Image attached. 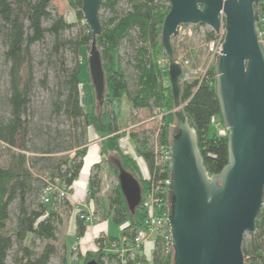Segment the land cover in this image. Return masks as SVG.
<instances>
[{
  "label": "trees",
  "instance_id": "16d2710c",
  "mask_svg": "<svg viewBox=\"0 0 264 264\" xmlns=\"http://www.w3.org/2000/svg\"><path fill=\"white\" fill-rule=\"evenodd\" d=\"M67 1L75 12V23H68L63 15L53 13L51 0H0V43L8 78L7 114H0V152L6 157L5 164H0V264H7L14 246V264H49L56 254L59 217L55 205L67 202L53 195L51 202L45 204L42 193L55 179L69 192L83 166L89 128L101 139L102 164L106 162L118 174L114 163L118 160L139 182L141 194L145 193L148 183L142 179L134 159L120 149L123 134L119 118L111 110L115 100L125 94L133 110H151L153 117L156 113L162 114V121L149 138L153 139L159 129L158 142L166 148L170 146L175 125L174 103L167 64L165 58L160 59L162 25L170 6L162 0H125L128 9L118 13L121 0L100 1L99 11L111 14L107 19L99 15L101 34L96 39L104 72V93L101 105L95 99L85 109L80 100V75L84 68L80 57L83 51L89 50L92 34L84 24L82 0ZM257 11L260 16L257 27L264 33V0ZM76 25L79 26L77 33L66 36ZM214 37L212 31L204 33L205 42ZM125 41L131 46L132 55L123 62L121 48ZM37 44H46L39 60L31 52ZM65 54L71 57L69 63ZM85 64L90 77L88 60ZM36 65L52 72L48 115L38 121L28 115ZM209 75L201 84L184 83L180 101L186 102L183 110L196 132L204 167L210 175H215L228 164V142L227 136H219L216 131L209 135L211 118L217 116L222 121L213 69ZM48 80V73H44L37 83L48 89ZM59 117L66 120V130L54 123ZM131 138L151 175L159 177L153 161L152 139L148 141L137 135ZM102 173L101 164L92 167L89 197L96 203L100 200ZM106 204L107 216L116 224L127 225L121 234L131 236L133 231L125 232L126 229L143 225L144 211L139 206L133 214L129 212L119 184L113 188ZM86 230V223L77 216L76 239L82 238ZM245 238L246 235L242 243L244 263L264 264V193L256 234ZM96 245L98 250L85 254V260H95L97 264L112 261L121 264L123 260L125 264H173V256L165 257L159 246L150 260L141 253L133 260L127 257L122 260L115 254L102 252L108 246L104 238L98 239ZM62 263L68 264L66 257Z\"/></svg>",
  "mask_w": 264,
  "mask_h": 264
},
{
  "label": "water",
  "instance_id": "95a60500",
  "mask_svg": "<svg viewBox=\"0 0 264 264\" xmlns=\"http://www.w3.org/2000/svg\"><path fill=\"white\" fill-rule=\"evenodd\" d=\"M101 0H82L92 34L88 69L95 99L102 103L104 72L96 39ZM161 31L175 125L170 138L169 225L173 264H245L242 243L256 234L264 193V44L257 24L261 0H168ZM225 38L214 65L215 92L228 131V164L219 174L204 167L197 135L181 108V67L172 40L180 25H202ZM118 184L127 209L140 206L139 182L119 161ZM86 264H97L95 260Z\"/></svg>",
  "mask_w": 264,
  "mask_h": 264
},
{
  "label": "rangeland",
  "instance_id": "374dc122",
  "mask_svg": "<svg viewBox=\"0 0 264 264\" xmlns=\"http://www.w3.org/2000/svg\"><path fill=\"white\" fill-rule=\"evenodd\" d=\"M51 10L53 13H57L60 15H63L65 20L68 23H75V12L73 8L69 5L67 0H51ZM128 9V4L125 0H121L117 6V12L122 13ZM99 15L103 19L109 18L111 15L108 11L100 10ZM222 24H224V18L221 20ZM79 29V26L76 25L72 30L66 33V36H74ZM210 30L208 27H200V26H189L186 28H183V31H186L187 33H190L189 37L183 38L184 40H172V47L174 51L175 60L181 64L182 60L188 59L191 63L192 69L198 70V74L195 75V77L192 79L193 82L197 81L199 75L203 72H206L208 70L214 71V65L216 63V59L211 58V53L206 48V43L204 40V33L206 31ZM46 44H37L31 48L32 55L35 60H39L41 55L45 52ZM89 50H85L82 52L80 60L84 63V68L80 75V83L84 82L85 78H87L90 87H91V95H92V102L94 103L95 97H94V90L91 84V80L88 74V71L86 69L85 61L88 60ZM121 55L123 57V62L127 61V58L132 55V49L128 42H124L121 48ZM70 55L65 54V60L66 62H70ZM167 64L166 56L163 52V56H160V59H164ZM35 73V85L31 91V104L28 109V115L34 116L35 119L38 121L40 117H47L48 115V109H49V101L51 97V88H52V72L50 70H46L44 66L36 65L34 68ZM44 73H48L49 80H48V89H43L39 86L37 83L44 75ZM191 80V81H192ZM8 78H7V66L4 63L3 60V47L0 43V114L6 115L7 113V106H6V100L5 97L7 95L8 90ZM190 81V82H191ZM181 85L184 84V82H181ZM82 97V96H81ZM120 100L122 101L121 107L119 109V104L116 102L111 106V110L116 114L119 118V126H120V132H123L125 129L126 132H123V136L126 137L128 134V139L131 141L132 145H134L135 148V141L131 138L132 135H137V137L143 139H148V141H151V137L149 138V134H152L151 132L156 130V127L159 126V119H153V113L151 110L141 109V110H133L129 104V101L124 94ZM90 103L87 102L86 99H84V108H90ZM174 111V110H172ZM120 113V114H119ZM162 121V120H161ZM54 123L58 124L59 129L66 130L67 129V122L63 117H59V119L55 120ZM93 131V130H92ZM214 128L213 126L209 127V135L213 134ZM93 136L98 137L97 134H94ZM127 139V140H128ZM136 149V148H135ZM0 151H2L0 149ZM131 157V156H130ZM116 158V157H115ZM132 158V157H131ZM133 159V158H132ZM6 157L2 155L0 152V164H5ZM118 161V160H116ZM103 174H105V183L104 188H102V191L100 194L101 201H107L109 195H111V192L113 188L118 184L117 179V170L114 172L113 168H109L107 163H103ZM103 180V178H102ZM58 205H60L61 209L57 208L58 217H59V226H58V232H57V252L52 258L50 259L49 264H63L62 258L66 257L68 264H86L88 261H91V259H84L85 254L89 252H96L98 250V246L96 245V241L98 239L104 238L108 242V246L102 250V252L107 254H115L116 257L122 258L121 255L122 252L115 251L111 248L112 244L116 242V238H119L121 236V227L122 224H116L114 223L110 217L107 216V210L103 208L99 203L94 204V222H106L108 220V230L104 233H100L94 240L93 245L89 250H81L79 240H75V243L71 246L67 245L68 240V222L70 219V207L68 204H62V202H59ZM50 207L47 205V209ZM13 221V218H12ZM126 224V223H125ZM114 238V239H113ZM248 239V234H246V238ZM28 243V241L26 242ZM77 243V244H76ZM39 246V245H38ZM16 250V246L12 248V250L9 252L7 257V264H14L13 263V255ZM38 250V248L36 249ZM128 259H130L128 257ZM131 260V259H130ZM124 264V260L122 261ZM106 264H119L117 261L112 262H106Z\"/></svg>",
  "mask_w": 264,
  "mask_h": 264
},
{
  "label": "built area",
  "instance_id": "2783aa9c",
  "mask_svg": "<svg viewBox=\"0 0 264 264\" xmlns=\"http://www.w3.org/2000/svg\"><path fill=\"white\" fill-rule=\"evenodd\" d=\"M164 3L169 5L168 0H162ZM191 26L202 25H180L177 29V35L173 40L183 41L185 37H189L190 33L183 31V28ZM211 31V30H209ZM213 32V31H212ZM214 33V32H213ZM262 40H264V33H260ZM214 38L206 43V48L211 53L212 59H217L222 50V43L225 38L224 24L221 22L220 30L214 33ZM181 78L180 81L184 83H193V78L198 74V70L192 69L191 63L188 59L182 60L181 64ZM201 71V70H200ZM210 70L203 72L199 75L197 81L198 84L208 80L210 78ZM215 75V73H214ZM193 79V80H192ZM192 80V81H191ZM191 81V82H190ZM185 103H181V108L185 106ZM153 119L162 120V114L156 113ZM210 126H213L214 131L219 136H227L228 131L224 127L222 121L217 117L213 116L210 120ZM159 129H157L154 138L151 142L153 161L155 166L158 168L159 177L151 175L144 159L137 155L134 158L136 165L138 166L139 172L143 180L148 185L145 193L141 194L140 206L144 211L143 225L136 229H126V231H133L131 236L121 234V236L111 246L112 249L117 251L119 249L123 255L121 257H129L131 260L135 259L138 253L143 254L144 246L148 241H151V254L158 248L161 250L165 257L173 256L174 250L172 245V236L170 233L169 225V186H170V149L158 142ZM102 194V193H101ZM56 195L57 200H63L68 197V190L59 185V180L55 179L53 182H49L42 193L41 200L45 204H49L52 200V196ZM78 216L86 224H90L94 220L92 212L79 211ZM122 226L121 231L126 227ZM79 240V239H78ZM77 244V243H76ZM146 260H150L145 257Z\"/></svg>",
  "mask_w": 264,
  "mask_h": 264
},
{
  "label": "crops",
  "instance_id": "0c3cea01",
  "mask_svg": "<svg viewBox=\"0 0 264 264\" xmlns=\"http://www.w3.org/2000/svg\"><path fill=\"white\" fill-rule=\"evenodd\" d=\"M80 100L82 106H84V99L87 100L89 106H92V95H91V87L90 84L85 78L84 82L80 83ZM82 96V97H81ZM118 102L119 104V109L121 107L122 101L120 99H117L113 102L115 104ZM118 114V113H115ZM120 114V113H119ZM92 128L88 129V145H87V150L86 154L83 158V166L82 169L80 170V173L76 180L73 182L69 192H68V197L66 198V202L68 206L70 207V219L68 222V240H67V245L72 246L75 243L76 237H75V232H76V218L78 216L79 211L82 212H92L94 211V202L90 197H89V180H90V174L92 167L96 164H102V156L100 154V149H101V139L99 137H94V130L92 131ZM127 130L125 129L123 132H126ZM122 132V133H123ZM96 134V133H95ZM128 136V134H127ZM122 136L120 139V149L124 154H127L131 156L133 159L138 155L136 153V150L134 148V145H132L131 141L128 139V137ZM128 139V140H127ZM102 188H104V183L105 181V174L102 173ZM101 188V191H102ZM99 204L107 210V204L106 201H101L99 200ZM61 209L60 205H55V209ZM94 215V214H93ZM109 217V216H108ZM87 225V230L82 238L79 239V244H80V249L81 250H89L91 246L93 245V240L100 234L104 233L108 230V220L106 222H99L95 223L94 221L90 224ZM143 253L146 258L150 259V254H151V241H148L145 246ZM121 264H124L123 262Z\"/></svg>",
  "mask_w": 264,
  "mask_h": 264
}]
</instances>
